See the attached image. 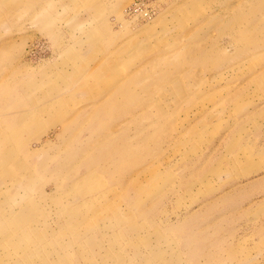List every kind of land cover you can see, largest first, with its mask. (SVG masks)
I'll use <instances>...</instances> for the list:
<instances>
[{
  "label": "rangeland",
  "instance_id": "1",
  "mask_svg": "<svg viewBox=\"0 0 264 264\" xmlns=\"http://www.w3.org/2000/svg\"><path fill=\"white\" fill-rule=\"evenodd\" d=\"M0 264H264V0H0Z\"/></svg>",
  "mask_w": 264,
  "mask_h": 264
}]
</instances>
